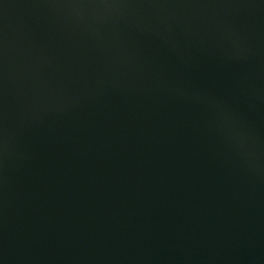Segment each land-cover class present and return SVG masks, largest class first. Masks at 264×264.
Here are the masks:
<instances>
[{
	"label": "water",
	"instance_id": "1",
	"mask_svg": "<svg viewBox=\"0 0 264 264\" xmlns=\"http://www.w3.org/2000/svg\"><path fill=\"white\" fill-rule=\"evenodd\" d=\"M0 264H264V0H0Z\"/></svg>",
	"mask_w": 264,
	"mask_h": 264
}]
</instances>
